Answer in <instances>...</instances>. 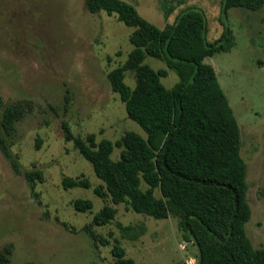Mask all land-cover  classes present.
Instances as JSON below:
<instances>
[{
	"label": "rangeland",
	"instance_id": "obj_1",
	"mask_svg": "<svg viewBox=\"0 0 264 264\" xmlns=\"http://www.w3.org/2000/svg\"><path fill=\"white\" fill-rule=\"evenodd\" d=\"M157 27L172 24L197 8L208 22L207 40L220 38L223 0H125ZM163 4L176 7L166 14ZM236 46L215 54L211 64L239 124L241 154L247 165L252 218L246 229L255 248L264 247V8H233L225 19ZM116 15L89 13L85 0H0V128L6 107L22 117L0 146V251H12L9 264H113L119 245L136 264H196L197 248L183 240L179 220H157L98 198L102 182L91 165L67 141L64 124L75 137L95 134L116 141L129 132L146 137L129 119L112 89L109 73L125 64L134 49ZM154 70L165 62L147 56ZM180 81L175 71L162 82ZM126 83L136 87L129 72ZM114 160L121 158L116 148ZM40 174L31 181L29 175ZM84 179L91 189L65 190L64 178ZM146 187V186H145ZM77 199L92 211L78 212ZM114 220L97 226L94 217L106 206Z\"/></svg>",
	"mask_w": 264,
	"mask_h": 264
},
{
	"label": "trees",
	"instance_id": "obj_2",
	"mask_svg": "<svg viewBox=\"0 0 264 264\" xmlns=\"http://www.w3.org/2000/svg\"><path fill=\"white\" fill-rule=\"evenodd\" d=\"M85 1L89 13L114 14L135 29L130 36L134 49L125 64L108 77L129 119L146 134L129 132L115 142L99 141L95 134L75 137L64 124L67 141L74 142L102 182L95 189L98 198L157 220L177 218L183 240L198 250L196 264H264V247L255 248L246 229L252 209L239 124L214 67L206 62L236 46L225 23L229 11L262 10L264 0H223L219 19L224 30L214 42L207 40L208 22L197 8L182 12L162 29L125 0ZM184 3L180 0L178 6ZM163 7L168 15L176 10L175 6ZM147 56L165 62L167 69L156 71L146 65ZM169 70L180 81L166 89L162 80ZM129 72L136 77L133 89L126 83ZM17 110L6 107L3 112L0 146L6 153L3 130H13L22 117ZM116 148L121 150L119 160L112 157ZM39 177V173L29 175L31 181ZM62 185L65 190L92 187L88 180L68 177ZM73 206L83 213L93 208L84 199L75 200ZM116 214V208L106 205L94 223L107 226ZM113 254V264H136L119 245L114 246ZM11 255L9 248L0 251V264H9Z\"/></svg>",
	"mask_w": 264,
	"mask_h": 264
}]
</instances>
